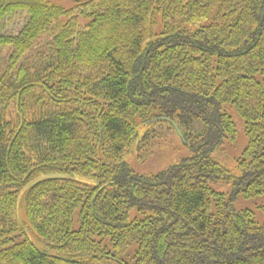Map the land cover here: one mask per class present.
I'll list each match as a JSON object with an SVG mask.
<instances>
[{
  "label": "trees",
  "instance_id": "16d2710c",
  "mask_svg": "<svg viewBox=\"0 0 264 264\" xmlns=\"http://www.w3.org/2000/svg\"><path fill=\"white\" fill-rule=\"evenodd\" d=\"M158 118L191 156L137 174ZM238 198H264V0H0V264H264Z\"/></svg>",
  "mask_w": 264,
  "mask_h": 264
},
{
  "label": "rangeland",
  "instance_id": "374dc122",
  "mask_svg": "<svg viewBox=\"0 0 264 264\" xmlns=\"http://www.w3.org/2000/svg\"><path fill=\"white\" fill-rule=\"evenodd\" d=\"M65 7L72 6L71 1L63 2ZM22 25V20L14 18L8 21L1 32L11 33ZM224 110L231 117L236 127V138L234 141L227 140L218 148L213 154L212 159L229 170L231 173H238L237 161L241 157L242 151L245 148L247 139L244 134V126L242 119L238 116L232 106H225ZM145 131L142 130L141 133ZM152 141L149 143H140V148H129L125 152V159L130 168L140 175H153L169 166L179 163L181 160L191 156L187 146L180 143L173 131L166 127L158 126L151 132ZM158 134V135H156ZM156 135V136H154ZM141 137V135H139ZM150 138V136H148ZM211 188L217 192L230 193V183H217L211 185ZM264 207V198H257L253 200H244L238 198L234 203V209L249 210L255 214L258 222L264 218L262 208ZM139 217L135 212L131 214L130 219Z\"/></svg>",
  "mask_w": 264,
  "mask_h": 264
},
{
  "label": "water",
  "instance_id": "95a60500",
  "mask_svg": "<svg viewBox=\"0 0 264 264\" xmlns=\"http://www.w3.org/2000/svg\"><path fill=\"white\" fill-rule=\"evenodd\" d=\"M161 120H165L167 121L171 126L172 128L174 129L177 137L179 138V140L182 142V144H184L186 146V141L181 133V131L179 130L178 126L175 124V122L171 121V120H168V119H165V118H158V119H154V120H151L148 122V124H151L153 122H156V121H161ZM57 179H64V176L62 175H52V176H44V177H40L38 179H36L35 181H33L31 184H29L25 190L33 187L34 185H36L37 183L41 182L42 180H57Z\"/></svg>",
  "mask_w": 264,
  "mask_h": 264
}]
</instances>
